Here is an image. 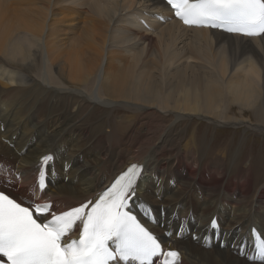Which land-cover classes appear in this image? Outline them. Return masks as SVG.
I'll list each match as a JSON object with an SVG mask.
<instances>
[{"label": "bare ground", "instance_id": "6f19581e", "mask_svg": "<svg viewBox=\"0 0 264 264\" xmlns=\"http://www.w3.org/2000/svg\"><path fill=\"white\" fill-rule=\"evenodd\" d=\"M197 120L264 132V43L183 26L163 0H0V191L18 202L62 212L137 163L132 211L182 264H248L264 158L212 150Z\"/></svg>", "mask_w": 264, "mask_h": 264}, {"label": "snow or ice", "instance_id": "6c2138e0", "mask_svg": "<svg viewBox=\"0 0 264 264\" xmlns=\"http://www.w3.org/2000/svg\"><path fill=\"white\" fill-rule=\"evenodd\" d=\"M175 17L189 28L222 30L264 43V0H166ZM40 161L39 190L45 166ZM142 167L133 163L99 193L69 210L55 212L48 203L25 205L0 191V264H180V254L132 211ZM35 195V193H33ZM147 213V206L141 204ZM218 227L215 220L211 228ZM78 231V238L73 235ZM171 238V233H166ZM252 253L237 246L248 264H264V231H250Z\"/></svg>", "mask_w": 264, "mask_h": 264}, {"label": "rangeland", "instance_id": "374dc122", "mask_svg": "<svg viewBox=\"0 0 264 264\" xmlns=\"http://www.w3.org/2000/svg\"><path fill=\"white\" fill-rule=\"evenodd\" d=\"M98 109L101 108L98 107L96 110ZM96 110L93 111V114L97 113ZM207 124L208 123H199V120L194 121L191 129L189 130V134L191 133L192 129H197L199 138H205L212 150L228 142L229 144H232L231 149L234 153L240 152L243 149L242 153L244 152V160L247 158V156H253V154H257L259 156L261 155L264 158V132H262V134L257 133L256 131L247 132L244 128L234 129L228 126H219L213 129V127H209ZM190 138H192L191 135H189L188 140ZM191 160L192 158L189 157L184 161V163L190 164ZM15 188H17L19 192L22 191V186H15ZM23 191L26 192V190Z\"/></svg>", "mask_w": 264, "mask_h": 264}]
</instances>
